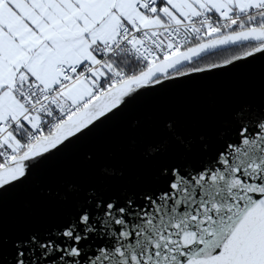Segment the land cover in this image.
Masks as SVG:
<instances>
[{
    "label": "snow or ice",
    "instance_id": "snow-or-ice-1",
    "mask_svg": "<svg viewBox=\"0 0 264 264\" xmlns=\"http://www.w3.org/2000/svg\"><path fill=\"white\" fill-rule=\"evenodd\" d=\"M258 55L264 0H0V264H264V92L135 122L154 185L105 166L40 192L54 226L3 227L6 193L133 101Z\"/></svg>",
    "mask_w": 264,
    "mask_h": 264
},
{
    "label": "water",
    "instance_id": "water-1",
    "mask_svg": "<svg viewBox=\"0 0 264 264\" xmlns=\"http://www.w3.org/2000/svg\"><path fill=\"white\" fill-rule=\"evenodd\" d=\"M264 92V58L257 56L235 67L216 70L205 78L168 87L133 101L123 112L35 170L31 181L3 198V227L7 240L22 226H54L62 217L59 207L48 208L40 192L59 189L68 183L85 185L105 166L125 168L133 178L151 180L152 165L141 155L137 121H154L153 138L162 133L161 121L174 117L185 122L202 115L214 105L218 114L227 115L243 103H259ZM133 141H137L134 145ZM92 156L91 164L87 157ZM37 204L47 214L30 216L27 205ZM7 247V246H6Z\"/></svg>",
    "mask_w": 264,
    "mask_h": 264
}]
</instances>
